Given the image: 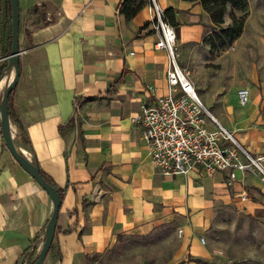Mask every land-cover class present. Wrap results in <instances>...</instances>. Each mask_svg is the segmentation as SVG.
I'll return each mask as SVG.
<instances>
[{"label": "crops", "instance_id": "1", "mask_svg": "<svg viewBox=\"0 0 264 264\" xmlns=\"http://www.w3.org/2000/svg\"><path fill=\"white\" fill-rule=\"evenodd\" d=\"M156 2L179 10L181 64L192 67L202 101L242 148L263 157L264 167V27L248 19L252 26L241 43H233L235 51L214 59L203 43L211 18L201 3ZM121 3L19 0L21 74L13 96L19 123L11 120L13 138L65 190L43 264H101L125 238L153 234L176 241L163 264H246L263 256L261 174L237 170L232 181L225 170L165 175L152 162L144 128L133 118L167 93V54L155 47L161 34L149 4L127 20ZM7 24L3 16L0 58L8 47ZM119 80L117 92L104 97ZM7 83L8 77L0 81V99ZM244 86L250 101L241 105L237 91ZM96 95L101 97L75 101ZM221 209L231 213L224 259L204 237L221 224ZM52 210L47 191L7 147L0 115V264L31 263L27 253L35 240L40 251Z\"/></svg>", "mask_w": 264, "mask_h": 264}, {"label": "built area", "instance_id": "2", "mask_svg": "<svg viewBox=\"0 0 264 264\" xmlns=\"http://www.w3.org/2000/svg\"><path fill=\"white\" fill-rule=\"evenodd\" d=\"M149 10L150 20L161 34L155 47L167 54L168 91L152 104L143 105L133 119L144 128L143 138L152 162L165 175L188 174L196 169L207 174L225 170L232 181L237 170L243 173L251 170L264 178L263 157H254L242 148L234 133L202 101L190 71L181 64L177 33L164 19V9L156 0H149ZM237 95L239 103L246 105L250 101V88H239Z\"/></svg>", "mask_w": 264, "mask_h": 264}, {"label": "trees", "instance_id": "3", "mask_svg": "<svg viewBox=\"0 0 264 264\" xmlns=\"http://www.w3.org/2000/svg\"><path fill=\"white\" fill-rule=\"evenodd\" d=\"M192 2L201 3L204 9L207 11L211 18V24L208 25L211 28L210 34L205 33L203 37V43L210 46L211 51L225 48L230 46L237 38L241 36L245 29L246 20H247V6L248 0H188ZM149 4V0H122L120 5V13L124 15L127 20L132 19L137 15V13L145 6ZM231 6L232 10L230 13L231 21L230 23H225V15ZM179 10L173 7H168L164 9V19L168 21L175 29L178 28L179 23L176 20V14ZM3 16L6 17L8 29V47L1 54L3 57H8L11 51L12 43V7L10 0H0V50L3 49L4 43V31H3ZM148 23L145 24V26ZM143 26V28L145 27ZM177 31V30H176ZM8 65V59L3 60L0 65V77L3 75L4 70ZM120 82L117 81L108 91L105 93L104 97L114 95L117 92V85ZM15 88L11 91L9 95V116L10 120H15L19 123L18 116L14 110L13 96ZM101 95H96L92 97H79L75 101L80 103L81 101L87 99H96L100 98ZM72 122V119H71ZM61 130L63 126L60 127ZM23 142L30 145L27 136H23ZM34 162V161H33ZM35 164H37L35 162ZM40 168V167H39ZM43 177L51 184H53L59 191L62 199L65 193L64 188H58L53 180L41 170ZM46 228V227H45ZM45 238V237H44ZM36 240L33 242V249L31 252L27 253L30 257L31 263H33L39 252L37 253V246L35 244ZM30 263V264H31Z\"/></svg>", "mask_w": 264, "mask_h": 264}, {"label": "rangeland", "instance_id": "4", "mask_svg": "<svg viewBox=\"0 0 264 264\" xmlns=\"http://www.w3.org/2000/svg\"><path fill=\"white\" fill-rule=\"evenodd\" d=\"M231 10L232 8L230 6L227 12V18L229 20V23L231 21V17H230ZM247 10L248 11H247V20H246L245 28L248 27L249 29V27L252 26L251 24L252 21L259 22L260 25L264 27V0H248ZM248 19L250 20L251 23L248 21ZM247 21L249 23H247ZM211 31H212L211 28L208 27L207 28L208 34H210ZM248 33L251 35L254 34V38H256L255 36H257L256 33H252L251 31ZM248 33H246V35ZM242 34L233 43L235 42L241 43L242 40H244V38H241ZM233 43L230 46H227L225 48H220L214 51H211L210 49V51L207 54L211 55L215 59L216 55L218 57L219 55L224 54L231 47H233L232 51H235L236 48H234ZM228 52H231V49ZM228 55L229 54H227V56ZM230 63L233 64V61H230ZM182 65L191 72V76H192L193 74L192 67L186 65V63H182ZM226 74H229L228 70L227 73L226 72L224 73V75ZM198 94L200 95L199 92ZM218 212H219L217 214L218 217H221L222 219L221 224H219L218 226L217 225L211 226L207 230L208 233L204 234V237L205 239L207 238L206 243L207 244L209 243L213 249L216 248L215 249L216 254H219V256L224 259L226 256L225 245L227 241L229 242V231L228 232L226 231L227 229L225 227V223H226L225 219L226 217H231V213L225 209L218 210ZM240 227L241 226L239 223L238 225L239 231H240ZM208 234L211 236L210 237L211 240H209V242H208V236H206ZM162 235L164 236V234ZM163 236L161 235L156 236L153 234L143 237L132 236L125 238L119 243L117 247L114 248L112 253L104 257V260H102L101 264H163L168 259L169 254L172 252V250L176 245V241L174 240L168 241ZM220 249H222L223 252L218 251ZM246 264H264V255L263 256L256 255L247 258Z\"/></svg>", "mask_w": 264, "mask_h": 264}, {"label": "water", "instance_id": "5", "mask_svg": "<svg viewBox=\"0 0 264 264\" xmlns=\"http://www.w3.org/2000/svg\"><path fill=\"white\" fill-rule=\"evenodd\" d=\"M12 7V43L11 51L8 56V65L0 77V81L4 77H8V83L4 89L3 95L0 99V115L2 132L5 143L9 148L14 158L19 164L47 191L53 202V210L51 217L45 228V238L42 247L39 251L37 259L31 264H43L44 260L49 253L57 229V221L59 211L62 204V197L58 189L49 183L41 174L38 164H35L23 151H21L14 142V134L12 133L11 120L9 116V95L16 87L20 74V7L19 0H10Z\"/></svg>", "mask_w": 264, "mask_h": 264}]
</instances>
